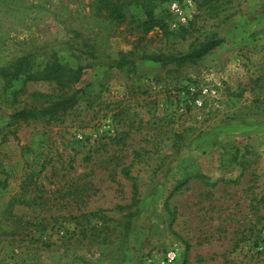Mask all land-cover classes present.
Listing matches in <instances>:
<instances>
[{"label":"rangeland","instance_id":"1","mask_svg":"<svg viewBox=\"0 0 264 264\" xmlns=\"http://www.w3.org/2000/svg\"><path fill=\"white\" fill-rule=\"evenodd\" d=\"M21 2L0 69L25 56L78 80L12 81L0 100L77 101L12 127L0 107V264H264V0H154L168 32L100 0ZM212 38L196 63L167 59Z\"/></svg>","mask_w":264,"mask_h":264},{"label":"trees","instance_id":"2","mask_svg":"<svg viewBox=\"0 0 264 264\" xmlns=\"http://www.w3.org/2000/svg\"><path fill=\"white\" fill-rule=\"evenodd\" d=\"M22 0H0V41L8 39L10 35L8 33H3V17L2 14L7 13L12 8H19L24 4L21 2ZM164 1V0H163ZM154 0H100V7L106 8L107 11L111 13V16L117 17L119 19H124L126 17H130L132 20L137 21L142 24L144 32H149L154 30L156 27H161V29L166 30V25L163 24L162 19H156L154 16V8H151ZM32 5V4H30ZM186 31L185 26H182L180 30ZM178 34L173 31H169L170 39H177ZM222 40L217 39H209L201 42L198 45H193V49L191 52L185 55H180L177 57L167 58L172 63L182 65L184 63H196L201 60L204 56H206L209 52L216 50L221 44ZM27 57L21 56L15 60V62L8 66L2 67L0 69V82H1V90L3 92H7L8 89L12 86V81L25 79L26 81H48L55 82L60 85H64L63 83L75 82L78 80L76 74L78 75V71L67 69L60 64H50L44 67L42 70H34L28 67L29 61L26 60ZM155 61H161L162 58H153ZM66 79V81H64ZM63 94L62 97L57 98L58 100L52 101L47 107L37 106L35 108H23L21 110L14 108L13 104H10V100L1 97L0 107H5V114L9 118V122L7 126L12 127L17 125L18 122H26L30 119H37V117L41 113L43 114H51L54 115L55 119H59L61 116H64L68 110H70L76 104V96H65ZM34 101H38L41 99L47 100L50 102V96L43 94H33L32 95ZM239 100H234L233 103L237 105ZM7 136H3L1 140V144H5ZM36 148V146H34ZM236 152H225L230 155V161L235 164L236 168L242 167L243 169L247 168L250 162L247 160L249 152H243L242 148H236ZM189 179H184L180 183L177 189H180L183 185L188 183ZM0 185H5V180H3V176L0 173ZM258 201V205H259ZM13 204L11 203L10 206ZM5 226L6 228H10V226L5 225L0 221V227ZM1 229V228H0ZM253 229V226H252ZM246 238V237H244ZM238 247V244H236Z\"/></svg>","mask_w":264,"mask_h":264},{"label":"built area","instance_id":"3","mask_svg":"<svg viewBox=\"0 0 264 264\" xmlns=\"http://www.w3.org/2000/svg\"><path fill=\"white\" fill-rule=\"evenodd\" d=\"M174 8H177L176 4H174ZM168 257H169V262H172L175 259L174 254H169Z\"/></svg>","mask_w":264,"mask_h":264}]
</instances>
